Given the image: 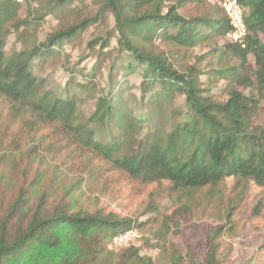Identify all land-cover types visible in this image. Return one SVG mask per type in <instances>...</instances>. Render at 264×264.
<instances>
[{"label": "trees", "instance_id": "obj_1", "mask_svg": "<svg viewBox=\"0 0 264 264\" xmlns=\"http://www.w3.org/2000/svg\"><path fill=\"white\" fill-rule=\"evenodd\" d=\"M89 1L101 13H111L115 21V46L108 38L93 42L101 43L98 57L102 62L114 53L117 56L111 61L110 90L95 95L90 113L84 110L86 99L81 94L58 96L34 67L36 61L62 52L65 44L76 43L98 16L68 25L30 48L6 50L12 32L22 36L47 14L72 13V4ZM204 1L30 0L37 3L39 17L27 19L20 17V3L0 0V96L18 104L16 110H29L41 123L59 122L76 142L100 155L108 168L133 179L169 180L176 189L189 191L219 186L228 177L238 183L254 179L264 186V124L255 121L264 111V0H237L244 8L248 33L241 42L223 43L220 38L232 30L225 12L217 18L181 12L188 4ZM158 38L183 47L215 42L209 53L217 64L205 71L196 66L181 71L164 51L155 50ZM123 57L127 61L118 63ZM70 73L73 77L78 72ZM135 75L140 78V95L134 97L139 115L124 99L122 88ZM218 78L225 81L223 88H218ZM69 86L90 96L100 90L94 73ZM180 96L185 97L184 106L176 103ZM44 195L30 206L27 191L21 188L9 204H0V264H154L134 245L120 250L109 247L146 222L113 212L75 209L70 202L53 205ZM225 228L210 235L202 261H188L175 243L170 261L221 264L215 235Z\"/></svg>", "mask_w": 264, "mask_h": 264}, {"label": "rangeland", "instance_id": "obj_2", "mask_svg": "<svg viewBox=\"0 0 264 264\" xmlns=\"http://www.w3.org/2000/svg\"><path fill=\"white\" fill-rule=\"evenodd\" d=\"M37 10V3L27 0L21 4L20 17H39ZM181 12L191 17L217 18L224 12L227 14L226 8L213 0L188 4ZM94 16H98L97 21L87 27L76 43L65 44L62 52L46 61H36L34 67L35 74L45 79L46 87L58 96L81 94L86 99L84 110L88 113L95 108V95L98 97L103 89L110 90L109 72L116 53L101 62L102 57H98L101 43L93 42L108 38L115 46V21L111 13H101L100 7L90 1L75 2L72 13H49L26 34L19 36L12 32L6 45L8 53L30 48L66 26ZM224 41H231L229 35L220 38V42ZM214 45L215 42L209 41L183 47L158 38L154 48L157 52L164 51L181 71L189 66L205 71L217 64L209 53ZM126 61L123 57L118 63ZM232 63L237 64L238 60ZM250 63L253 64V59ZM71 69L78 72L76 76L70 77ZM87 73H94L99 83L100 90L92 93L93 96L69 86V82H78ZM202 78L209 80L207 75ZM217 82L218 88L225 86L223 79L218 78ZM139 86L140 78L136 75L128 83H122L124 99L132 102L136 115L141 113L138 105H134V97L140 95ZM176 103L184 106L185 97H178ZM17 106L0 96V204L3 206L23 188L30 206H36L45 194V199L53 205L70 202L75 209L113 212L146 222L135 229L136 235L124 241L114 240L109 247L120 250L134 245L140 248L141 256L151 258L154 264H172L174 243L188 261L191 258L202 261L210 247V235L227 227L215 235L221 264H264V186L254 179L238 183L237 178L228 177L219 186L191 191L178 190L169 180H136L108 168L100 155L76 142L59 122L41 123L29 110H16ZM255 121L264 124V111Z\"/></svg>", "mask_w": 264, "mask_h": 264}, {"label": "built area", "instance_id": "obj_3", "mask_svg": "<svg viewBox=\"0 0 264 264\" xmlns=\"http://www.w3.org/2000/svg\"><path fill=\"white\" fill-rule=\"evenodd\" d=\"M16 2L22 4L27 0H15ZM215 3L223 6L227 10V15L232 26V30L228 34L231 41L241 42L243 38L248 33V27L244 17V8L237 0H230L227 3H224L221 0H213ZM137 231L135 229H130L124 234L115 239V241H124L132 236L136 235Z\"/></svg>", "mask_w": 264, "mask_h": 264}]
</instances>
